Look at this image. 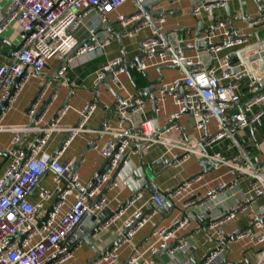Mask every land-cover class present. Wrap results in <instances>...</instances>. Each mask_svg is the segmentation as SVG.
I'll return each instance as SVG.
<instances>
[{
	"label": "built area",
	"instance_id": "obj_1",
	"mask_svg": "<svg viewBox=\"0 0 264 264\" xmlns=\"http://www.w3.org/2000/svg\"><path fill=\"white\" fill-rule=\"evenodd\" d=\"M5 0H0V2ZM9 5L0 11V36L15 22L20 30L21 45L14 53L10 64L0 66V104L9 102L7 109L16 100L17 94L31 78H36L44 74L47 62L50 59H57L63 62L66 56L77 45L76 37L71 33L83 24L80 12H90L98 8L100 10L99 22L105 21L106 17L116 12L126 0H8ZM137 4H143L144 0H136ZM193 8V14L198 18L202 11H209L214 7L223 6L226 1L211 0ZM216 2L211 6L208 3ZM259 2H261L259 0ZM142 14L125 16L118 15L117 21L122 26L137 23ZM165 18L156 21L162 24ZM150 26L146 21L132 30H127V34L133 36L141 29ZM95 30L90 29L93 33ZM216 42L214 39L219 37ZM200 40L204 41L205 50L211 57L212 65L204 66L195 63L181 56L178 52L172 55L164 42L156 40L154 36L145 39L141 44V58L139 61H131L130 68L134 71L144 72L148 68V63L152 60L156 65H173L179 67L184 63L190 67V76L184 75V86L180 87L175 81L169 86L161 85L163 89L158 91L154 113L156 116L161 112L157 107L159 102L168 92L174 94L177 112L166 117L165 132L156 135L153 120L146 114V100L139 94L122 99L115 106V116L117 126H106L96 130L97 133H107L109 138L105 146L100 150L101 155L108 159L113 156L110 167L101 179V183L93 187V180L98 174L88 182H82L77 174L70 170V166L60 160L61 154L71 140L80 132L85 131L89 116L95 110V103H88L81 110V119L76 126L61 128V119L66 115L68 107L61 108L57 120L49 127H39L38 139L29 144L25 149L12 148L10 155L13 159L7 170L0 177V264H67L72 260L73 254L68 247L63 245V241L68 234L78 225L85 213L90 211L92 215L98 216L101 212L110 209L108 197L101 199L91 205V202L100 194L104 186L117 170L120 164L127 166L131 157L141 151L142 148H149L157 143H167L172 148L181 149L183 155L172 154L171 158L163 159L165 167L172 163V166L180 167L191 155H198L200 158L208 157L220 166H229L234 170V174L250 176L253 179L251 192L245 198H237L228 213L219 218H208L206 232L208 237L216 240V248L212 250L202 264H224L226 256L225 244L220 236L224 233V228L234 222L239 215L247 217L248 228H234L232 234L234 242L243 248L260 247L264 245V208L255 210L251 203L257 197L264 196V169L262 166H255L246 156L238 153L227 158L220 153L202 152L194 147V142L188 138L180 136L173 142L164 138L165 133H171L180 128L179 119L184 114H191L194 119V128L203 131L213 118H217L220 129L212 135L206 142L209 148L217 146L224 140L231 139L242 132L245 128H255L264 119V72L257 80L249 76V71L242 65L232 66L228 58L220 59L218 56L226 49L243 46L248 43V34L232 32L225 23L219 21L214 30H210L206 37L195 39L186 46L188 49H198ZM101 45L83 46L76 52V58H96ZM199 50V49H198ZM200 52V50H199ZM203 53V52H202ZM218 61L225 70L221 71L214 64ZM123 63V58H117L109 62L105 67L97 72L95 83L98 85L110 77L113 82H118L119 74L127 72V68L113 70L114 67ZM67 65L61 66L58 75L63 76L67 71ZM251 78L249 85L252 96L242 102L241 83L244 79ZM17 83V94L12 97L11 91ZM48 90V85L42 86L40 97L42 98ZM37 104L30 111L32 118L36 111ZM42 119L40 118L34 126L27 127L33 130ZM221 123L228 126L225 130ZM37 129V128H36ZM65 130L70 134L69 139L64 144V148L57 155H50L44 148L53 130ZM206 138H203L205 141ZM17 137L15 143H19ZM94 149L99 146L93 145ZM246 153V152H245ZM247 155V154H246ZM248 156V155H247ZM168 161V162H167ZM19 169L17 173L16 170ZM51 171L55 175L57 198L51 209L47 213L45 221L39 222L36 219L37 208L29 195L38 184L39 180ZM13 177L9 186L4 188L5 181ZM201 175L184 182L175 188L170 199L176 204V200L186 196L194 181H199ZM115 179L110 186V190L117 189L121 182ZM103 187L101 190L100 188ZM229 185L221 183L218 188L207 191L206 195L199 200L188 199L181 205L182 209L194 207L197 209L198 218H206L204 209L216 204L218 201V190H226ZM41 202L48 198L47 193L40 195ZM142 198L137 194L131 203ZM72 199L71 202L69 200ZM153 203L150 217L163 207L160 194H152ZM177 205V204H176ZM112 211V210H111ZM118 210L111 212V217L104 223V227L117 220H120ZM185 215L186 212L183 211ZM149 218L145 217L142 211H137L133 216L122 222L121 235L123 230L129 229L128 235L124 237L121 244L112 248L106 255L100 258L95 264H112L119 259V247L123 244H130L134 236L147 224ZM121 221V220H120ZM186 224V219L174 220L169 228L156 229L154 235L158 237V242L149 248V252L154 257L145 264H158L156 256L162 251L168 252L172 257L169 264H192L190 258V244L185 240H177V233ZM183 254L184 257H179ZM142 255L134 251L131 258L125 264H137L142 261Z\"/></svg>",
	"mask_w": 264,
	"mask_h": 264
},
{
	"label": "crops",
	"instance_id": "obj_2",
	"mask_svg": "<svg viewBox=\"0 0 264 264\" xmlns=\"http://www.w3.org/2000/svg\"><path fill=\"white\" fill-rule=\"evenodd\" d=\"M203 0H144V5L150 7L149 13H153L156 17L164 13L166 21L158 24L162 32L169 35V43L173 47L187 48V44L197 38L199 25L201 26V37L208 35L209 29L216 21L225 22L228 28L233 27L240 34H248V43L232 49H226L219 54V58H228L229 63L233 66L242 65L239 57L249 58L253 52L242 54L245 50L257 43V35L263 30L260 27L264 16L259 13V8L254 0H226L223 6L213 8V12L202 11L201 15L196 18L193 14V8L199 6ZM211 0H206L209 2ZM264 7V0H260ZM9 5V1L0 2V11H4V7ZM227 5V7H225ZM136 0H126L125 3L114 13L108 15L105 21L99 22L100 10L96 8L90 12H80L83 16V24L71 33L76 37L78 43H83L91 34L90 29L96 32L101 30L99 34L93 36L94 45H101V51L98 50L96 58L90 60L88 58H76V52L66 61L67 71L63 76H59L58 72L62 62L57 59H50L47 62L44 74L36 78H31L25 83L21 91L17 94L16 100L10 109H6L0 114V177L7 170L12 162L10 151L17 144L18 149H25L29 144L34 143L39 136V127H49L57 120L58 113L61 108L68 107L66 115L61 119L59 125L61 128L65 126L73 127L81 119L80 112L88 103H95L96 108L89 116L87 128L74 137L70 144L66 146L61 154L60 160L69 164L70 170L77 174L82 182L90 181L95 174L103 170L107 164V159L101 155L100 150L105 146L109 136L107 133H97L96 130L103 129L107 125L110 127L117 126L115 116V106L122 99L137 94V89L149 88L155 89L159 78L158 68L155 61L148 63V68L144 72L130 70L123 72L118 76V82H113L110 77L106 78L100 84L95 83L97 72L105 67L109 62L117 58H127L131 62L141 56V44L150 37L154 36L152 27L147 26L141 29L133 36L128 35L127 30L134 29L137 23L122 26L117 21L119 14L125 16H133L138 11ZM219 37L214 39L216 42ZM92 44V45H93ZM20 30L18 25L13 22L10 27L0 36V66L8 63L9 55L14 46H20ZM76 45V46H77ZM75 46V47H76ZM91 46V45H90ZM74 47V48H75ZM202 48V47H201ZM198 49H185L184 55L187 59L204 66L212 65V60L208 52H201ZM73 50V49H72ZM71 50V51H72ZM221 71L225 70L216 61L214 64ZM257 77L260 72V65L255 62L251 65ZM164 79L161 85L169 86L175 81L183 79L182 70H163ZM251 78H246L241 83V100L245 102L252 93L249 85ZM48 85L46 94L41 98L39 92L42 86ZM154 84V86H153ZM155 92V96H158ZM160 97V95H159ZM51 100L49 101V99ZM37 99L35 111L37 112L43 107L45 102L48 104L42 112V121L31 131L27 129L31 124L30 111L34 108L32 103ZM146 114L152 120L158 118L160 128L166 126V117L177 112L174 94H167L165 98L160 100L157 107L160 108L158 116L155 115L152 107V101L147 100ZM2 104V103H1ZM0 104V106H1ZM180 128L171 133H165L163 136L167 141L173 142L183 136L194 142V147L202 152L220 153L224 157L230 158L241 151L232 139L224 140L217 146L209 148L206 143L204 148L203 138L206 134L210 136L217 133L220 124L217 118H213L203 131L194 128V119L191 114H184L179 119ZM37 128V129H36ZM50 138L44 150L50 155H57L65 147L63 144L67 137L65 130H53L50 132ZM26 135V136H25ZM20 138L19 143H15L16 138ZM239 146L248 155L249 160L255 166H262L264 169V119L255 126V128H245L236 135ZM99 146L96 150L93 145ZM172 154L183 155L184 151L172 148L167 143H157L149 148H142L139 153L131 157V161L138 168H144L146 180H152V183L161 192L169 193L190 178H193L202 171L200 166V158L198 155H191L182 166H166L161 158L170 159ZM168 162V161H167ZM149 172V174H147ZM199 181H194L190 192L183 198L176 200L177 206L171 212L157 210V213L150 217L153 207L151 202L152 192L144 189L138 192L142 198L131 203L132 200L124 207L120 213V220L115 221L108 227L102 226L99 232L94 233L91 238V244L84 242L75 251H72V260L67 264H86L88 260L95 256L94 248L98 251L105 250L121 237L122 222L134 215L137 211H142L144 216L149 218L147 224L133 238L130 244H123L119 247V259L112 264H125L129 258L137 250L143 257L142 261L137 264H145V262L154 259L149 252V248L158 242V237L154 235L156 229L169 228L174 220L186 219V224L178 231L175 242L177 240L187 241L190 248V258L192 264H201L204 262L208 254L216 248V240L208 237L206 232V224L208 218H219L228 213L234 205L237 198H245L251 192L253 179L250 176L242 174H234V170L229 166H219L212 171L201 175ZM120 181V180H118ZM121 182V181H120ZM221 183L229 185L226 190H218V201L204 209L206 218L201 220L198 218L197 209L194 207L182 209L181 205L188 199H202L207 191L218 188ZM103 187L100 188V190ZM56 181L53 172L48 171L38 182L29 195L30 201L34 205L41 204L36 211V219L39 222L45 221L48 211L55 202L57 195L55 193ZM103 190V189H102ZM102 192V191H101ZM100 192V193H101ZM47 193L48 198L41 202L40 195ZM104 196L110 201V209L112 211L120 210L124 203L132 198L133 192L121 182L120 186L115 190H108ZM72 199L69 200L71 202ZM251 207L255 210L264 208V196L257 197L251 203ZM111 210H105L98 214V222L107 220L111 216ZM186 212L187 215L184 214ZM98 222H93L90 217H86L80 224L77 232L73 234L65 246L71 251L77 246L79 241L84 238ZM234 228H248V220L246 216L239 215L237 219L224 228V233L220 236L222 243L226 246V260L224 264H261L264 260V245L260 247L243 248L231 239ZM111 250V249H110ZM262 250V251H261ZM179 257H184L179 254ZM158 264H169L172 257L166 251L160 252L156 256ZM107 264V263H103Z\"/></svg>",
	"mask_w": 264,
	"mask_h": 264
},
{
	"label": "water",
	"instance_id": "obj_3",
	"mask_svg": "<svg viewBox=\"0 0 264 264\" xmlns=\"http://www.w3.org/2000/svg\"><path fill=\"white\" fill-rule=\"evenodd\" d=\"M224 2L226 0H223ZM257 3V6L259 8V13L261 16H264V7L262 6V4L259 2V0H254ZM204 2L202 1L201 3H199V5L203 4ZM216 2H211L208 3V5H215ZM227 7V5L225 6ZM138 11L136 13V15L142 14V18L138 21L137 26L148 21L151 23L153 30L156 32V40H158L159 42H164L167 47H168V51L172 54L175 55V53H179L181 56L184 55V50L188 48H177V47H173L171 46V44L169 43V35H166L162 32L161 28L159 27V25L156 23L157 20L165 18V14L161 13L158 15V17H156L153 13H149L150 11V7L143 5V4H138ZM228 8V7H227ZM211 12H213V8L210 10ZM166 20V18H165ZM219 22V21H218ZM216 21V23L211 27L210 30H214L215 25L218 23ZM225 23V22H223ZM260 27H263L261 31H259V35H257V43L254 44L252 47L248 48L247 50H245L242 54L248 53V52H253V54L245 59L242 56L239 57L240 58V62L242 64L243 67L247 68V70L249 71V76L251 78H253L254 80H257V76L254 72V70L252 69L251 65L254 64L255 62H258L260 65V72H264V21L261 22V24H259ZM201 26L199 25L198 28V32L197 33V38L200 39L201 38ZM232 32H236L237 30L234 29L233 27L229 28ZM101 32V30L99 31H94L93 33H90L91 36L90 38H88L86 41H84L83 43H79L64 59V61L62 62L61 66H63L64 64H66L68 58L70 57V55L74 54L79 48L83 47V46H90L94 43L93 40V36L99 34ZM126 33V32H125ZM249 38V36H248ZM249 40V39H248ZM199 46L201 48V52H204L205 50V44L203 40H200L199 42ZM20 46H14L12 49V52L9 55V60H8V64L11 63L13 57H14V53L15 51H17L19 49ZM141 57L135 59V61H139ZM129 63L127 58L124 56L123 58V63L119 66H116L113 68V70H117L121 67L123 68H127V72H129L130 70H132L129 66ZM172 69H177V70H182V72L184 73L185 76L189 77L190 76V67L187 66L186 64H184L183 62L179 64V67L173 66V65H164L158 68V72H159V78L156 81V84L158 85L155 89H151L150 85L152 86V84H148L149 88H144V89H137L136 88V92L137 94H139L141 97H145L147 100L152 101V107L153 109L156 108V104H155V100H156V96H155V92L157 91H161L163 89V87H161V83L164 79V76L162 74L163 70H172ZM104 82V81H103ZM178 85L180 87L184 86V82L183 80H178L177 81ZM154 86V84H153ZM17 88V83L14 84L12 91H11V96L13 97L15 94V90ZM42 90V89H41ZM40 90V92H41ZM40 92H39V96H40ZM169 94H173L171 92H168ZM51 100V98L49 99V101ZM37 101V99L32 103V106L35 104V102ZM48 101V102H49ZM48 102H45L43 107L37 112V114H35L32 118H31V124H29L28 127H32L34 126V124L39 121V119L41 118L42 112L45 109V106L48 104ZM9 102H4L1 104L0 106V114H2L4 111H6L7 106H8ZM153 124L155 126L156 129V135H159L162 132H165V127L164 128H160L159 127V123H158V118L156 117L155 120H153ZM221 125L223 126V128L225 130H228V126H226L224 123H221ZM26 136V135H25ZM70 134L67 133V137L65 138L64 142L62 145H64L66 143V141L69 139ZM211 136L209 134H206V140L204 141V143L201 144V146L204 148L205 143L208 141V139H210ZM231 139L235 142V144L237 145L238 149L241 151L242 154H244L246 156V158L249 160L248 156L246 155L245 151L243 150V148L241 146H239L237 139L235 136H232ZM20 142V141H19ZM14 148H18L17 144L14 146ZM205 149V148H204ZM205 155H209L210 153H206ZM113 160V156L107 159V164L105 166V168L103 170H101L97 177L93 180V187H96L97 185H99L101 183V179L103 177V175H105L107 169L110 167L111 162ZM170 166H172V163H170ZM200 166L202 168V171L197 174L196 176H194L193 178L206 174L210 171H212L214 168H217L220 166L219 163L212 161L211 159H209L208 157H203L202 159H200ZM19 171V169L16 170L15 173H17ZM146 175V171L144 168H138L135 166V164L132 161H129L127 166H123V164H120L117 168V170L115 171V173L112 175V177L109 179V181L107 182V184L104 186V189L102 190V192L100 194H98V196L91 202V205L97 203L101 197L109 190L111 184L114 182L115 179H119L121 182H123V184L125 186H127L132 192H133V196L132 198L128 199L124 205L121 207L120 210H118L117 212L119 213L122 209H124V207L132 200L136 197V195L138 194V192L143 191L144 189H147L148 191H151L153 194H160L161 195V199L163 202V207L161 208L163 211L166 212H171V210L173 208H175L177 205L175 203H173L170 199V196L173 194L174 190H171L169 193H164L161 192L158 188H156V186L152 183V180H146L144 178V176ZM190 178L189 180L193 179ZM13 180V177H9L4 184V188L8 187L10 182ZM187 180V181H189ZM182 185V184H181ZM86 217H90L92 219L93 222H98V216L92 215L90 213V211H87L82 219V221L86 218ZM111 216H109L110 218ZM108 218V219H109ZM107 219V220H108ZM107 220H103V221H99L94 228L86 235L84 236L83 239H81L79 241V243L77 244V246L75 248H73L71 250L75 251L80 245H82L84 242H86L87 244H89L90 246H92L90 238L91 236L96 233L99 232L100 228L104 225V223ZM81 221V222H82ZM81 222L76 225L74 227V229L68 234V236L65 238V240L63 241V245L65 244V242H67V240L77 232L78 228L80 227ZM131 228L129 229H125L123 230V233L121 235V237L116 240L113 244H111L110 246H108L105 250H102L101 252L96 250L94 248L95 251V256L93 258H91L90 260H88L86 262V264H95L100 258H102L104 255H106L110 249L118 246L119 244L122 243L123 239L125 236L128 235V232ZM231 239H234V236L231 237ZM262 251V250H261ZM202 264V263H201ZM261 264H264V260Z\"/></svg>",
	"mask_w": 264,
	"mask_h": 264
},
{
	"label": "rangeland",
	"instance_id": "obj_4",
	"mask_svg": "<svg viewBox=\"0 0 264 264\" xmlns=\"http://www.w3.org/2000/svg\"><path fill=\"white\" fill-rule=\"evenodd\" d=\"M147 174H149V172Z\"/></svg>",
	"mask_w": 264,
	"mask_h": 264
}]
</instances>
